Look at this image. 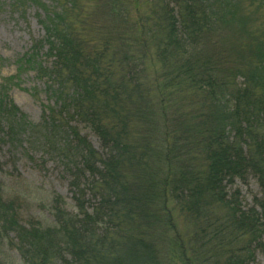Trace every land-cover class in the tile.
<instances>
[{
    "label": "trees",
    "instance_id": "1",
    "mask_svg": "<svg viewBox=\"0 0 264 264\" xmlns=\"http://www.w3.org/2000/svg\"><path fill=\"white\" fill-rule=\"evenodd\" d=\"M238 1L68 0L74 16L44 7L46 37L16 64L52 101L30 121L2 82L0 133L45 139L64 161L73 203L25 179L8 192L0 165V248L19 264L255 263L264 29L245 31L235 50L220 45ZM251 177L262 192L246 203L237 184ZM30 206L45 212L23 220Z\"/></svg>",
    "mask_w": 264,
    "mask_h": 264
},
{
    "label": "rangeland",
    "instance_id": "2",
    "mask_svg": "<svg viewBox=\"0 0 264 264\" xmlns=\"http://www.w3.org/2000/svg\"><path fill=\"white\" fill-rule=\"evenodd\" d=\"M18 2L19 5L15 6ZM238 2V17L224 23L218 35L220 45L230 50L243 45L247 39L245 31L248 29L258 33L259 29H264V5L253 3L252 0ZM46 6L51 10H56L52 6H58L60 13L66 9L69 10V16H74L73 11L68 8V0H57V3L54 0H0V84L3 82L9 87L12 99L33 122L41 120L45 108L52 100L44 81L32 70H24L18 75L16 63L30 51L35 41L46 37V28L42 23L47 19L44 9ZM47 49L48 44L45 43L40 53L45 56ZM52 60L49 57L46 62L50 64ZM13 74H17V77H12ZM84 132L96 147L99 146V140L93 132L86 128ZM43 141L45 139L41 141L28 132L13 138L0 133V165L2 177L8 186L6 190L13 193L20 189L17 181L25 179L28 186L38 189L39 193L56 191L66 196L72 204L64 161L50 152L49 147L42 144ZM237 185L246 203L253 202L255 195H261L262 188L252 177L246 183L238 182ZM26 206L28 205L25 204L24 207ZM39 212L45 210L42 208L38 211V208L30 206L22 210V219L27 220L25 218ZM8 255L19 264L13 253L4 248H0V264H11ZM254 264H264V250L258 252Z\"/></svg>",
    "mask_w": 264,
    "mask_h": 264
}]
</instances>
